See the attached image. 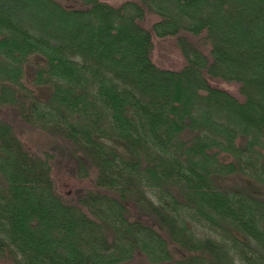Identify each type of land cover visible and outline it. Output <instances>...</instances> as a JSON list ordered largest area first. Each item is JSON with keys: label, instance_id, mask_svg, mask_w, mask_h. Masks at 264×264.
<instances>
[{"label": "trees", "instance_id": "obj_1", "mask_svg": "<svg viewBox=\"0 0 264 264\" xmlns=\"http://www.w3.org/2000/svg\"><path fill=\"white\" fill-rule=\"evenodd\" d=\"M65 2L0 0V108L95 185L60 195L0 119V264H264V0Z\"/></svg>", "mask_w": 264, "mask_h": 264}, {"label": "rangeland", "instance_id": "obj_2", "mask_svg": "<svg viewBox=\"0 0 264 264\" xmlns=\"http://www.w3.org/2000/svg\"><path fill=\"white\" fill-rule=\"evenodd\" d=\"M61 3H66V0H59ZM112 5H120L127 0H104ZM70 4V2H68ZM158 21V17L153 14H148L144 20V26L152 31L153 24ZM154 51L153 61L160 67L180 70L185 64L184 56L181 53L176 37L166 36L157 37L153 34ZM35 64L31 63L29 67L30 73H32ZM31 86V83L28 82ZM218 87L227 89L232 93L239 96L238 86L234 83H224L222 81L216 82ZM38 89V88H36ZM39 90V89H38ZM40 94H44L45 90H39ZM0 119L11 121L14 126L20 140L24 145L33 153L42 154L49 152L53 155V177L55 182L56 191L66 197H71L74 191L78 188L91 189L95 185V173H91L88 178H81L76 174V169L73 165H67L69 159H71L73 153L69 151L66 143L61 138L54 136L49 130L41 128H33L30 125L25 124L10 109L0 108ZM58 160V162H56ZM231 183L245 186V183L238 178L229 180ZM124 264H151L144 258V256L137 255L136 258L128 263Z\"/></svg>", "mask_w": 264, "mask_h": 264}]
</instances>
